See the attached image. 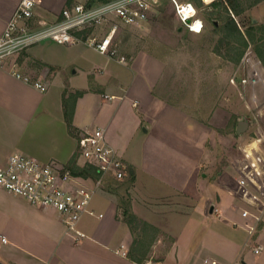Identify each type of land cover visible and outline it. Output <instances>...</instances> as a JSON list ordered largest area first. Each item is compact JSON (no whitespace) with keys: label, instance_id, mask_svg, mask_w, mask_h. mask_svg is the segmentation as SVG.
<instances>
[{"label":"crops","instance_id":"crops-1","mask_svg":"<svg viewBox=\"0 0 264 264\" xmlns=\"http://www.w3.org/2000/svg\"><path fill=\"white\" fill-rule=\"evenodd\" d=\"M18 2L0 0V35ZM92 3L42 0L30 27L56 22L65 6ZM145 22L117 24V30ZM85 48L47 43L0 63V165L11 153H21L69 173L74 158L77 166H91L98 173L93 163L79 156L77 141L100 129L106 144L133 173L129 194L138 232L133 238L112 192L95 191L89 205L95 215L81 218L77 230L86 237L78 239L65 232L53 211L33 207L0 189V237L6 239L0 241V264H200L205 259L247 264L244 250L249 243L252 252L254 247H259L258 254L264 251V215L249 242L245 231L233 226L241 223L242 209L264 202V108L257 118L250 100L240 97L249 111L247 128L236 134L239 120L229 125L233 136L243 138L240 160L221 166L223 139L231 143L222 136L226 125L220 116L226 111L196 104L198 100L184 95L172 101L171 94H157L163 91L161 58L134 53L127 57L130 75L121 78L108 73L106 64L90 65L93 57L85 54ZM254 56L258 74L264 77V65ZM11 71L30 82L40 80L45 90L15 78ZM80 72L85 75L82 81L77 80ZM76 91L82 94L75 97ZM75 177L88 188L98 180ZM241 179L257 199L240 193ZM159 231L167 234L166 242ZM120 245L126 247L124 257Z\"/></svg>","mask_w":264,"mask_h":264},{"label":"built area","instance_id":"built-area-1","mask_svg":"<svg viewBox=\"0 0 264 264\" xmlns=\"http://www.w3.org/2000/svg\"><path fill=\"white\" fill-rule=\"evenodd\" d=\"M168 1L180 28L194 34L202 32L203 21L191 1ZM153 2L154 0H107L92 4H72L60 11L59 20L56 22L31 28L33 11L42 4V0H19L11 19L0 35V63L48 39L65 46L84 44L99 55L115 60L119 64H125L127 58L118 52L114 41L117 24L129 26L146 21ZM257 64L258 62L253 59L252 51L248 50L241 63L239 77L236 78L234 72L230 82H237L241 88V96L247 97L245 84L251 79L250 87L254 94L247 98L252 104L254 116L258 118L261 108H264V98L259 101L255 90L259 89L264 93V77L258 74ZM11 74L40 91L45 90V85L40 80L30 82L28 77L20 73L11 71ZM251 75L255 78L252 79ZM77 146L79 156L85 162L93 163L100 174L96 188L104 177L111 176L114 180H122L127 176L125 164L116 151L106 144L100 129L80 136ZM238 186L243 196L257 199L243 179L238 181ZM0 189L21 198L33 207L53 211L63 224L65 232L78 239L86 237L84 233L77 230L81 218L86 214L95 215L89 209L95 189L88 188L65 169L43 164L21 153H11L6 162L0 165ZM263 215L264 202L258 208L242 209L241 223H233V226L244 230L249 242L257 234ZM0 241L5 243L6 239L0 237ZM119 252L121 256H126V247L120 245ZM259 252V247H254L253 253ZM144 264L161 263L147 261ZM200 264H217V261L205 259Z\"/></svg>","mask_w":264,"mask_h":264},{"label":"rangeland","instance_id":"rangeland-1","mask_svg":"<svg viewBox=\"0 0 264 264\" xmlns=\"http://www.w3.org/2000/svg\"><path fill=\"white\" fill-rule=\"evenodd\" d=\"M102 1L103 0H94L95 3ZM189 1L196 4L193 0ZM218 1L221 0H199L200 3L196 6L198 15L203 21L204 26L200 34H194L186 29L180 28L181 26H179L173 13V8L168 0H154L151 5L152 12L149 13L146 22L140 27L118 28L117 31L119 34L115 39V44L116 46L118 45V51L121 49L120 51L122 54L126 55V58L132 56L134 53L143 51L161 58L164 61L165 71L162 76L163 79L161 84L163 91L157 94L164 95L165 97L166 95L171 94L168 96L172 101L175 99L179 101V99L183 97L182 95H184L185 99L191 97L193 102L198 100L199 102L196 104L201 105L204 103L205 106L209 105L210 107L215 105L228 113H223L220 116L221 124L226 125L225 129L223 128V131L225 132L222 133V136L224 138L231 139V143L223 139L224 142L221 144L220 155L222 157V162L220 161V163L222 166L224 163H228V161L236 159L240 160L241 156L238 146L241 142H243V138L240 139L239 137L233 136V133L231 132L233 127H229V125H231V121H240L244 118L247 120L248 118L246 115H249V111L247 110L244 101L240 98L241 88L239 87V84L237 82L229 83L228 80L234 75V72L236 78L239 77L241 63L243 62L244 55L248 50L252 51L253 59L255 56L253 51L254 47L249 46L245 49L242 61L240 60V65L238 66V63L230 62L224 58V54L226 53L225 47H220V56L213 52L214 47L218 44V40L220 38V35L215 33L212 29V22L217 23V25L219 22L215 17L220 11ZM236 1L244 4L245 0ZM211 2L217 4L215 6H210ZM236 20L242 31H244L245 28L251 24L261 25L264 27V0L243 11L239 17H236ZM47 43L51 44L52 47H65V45H59L51 40L45 39L30 46L28 49L31 47L33 48L36 45H44ZM73 46H75L76 49H83L86 47L84 44L80 43ZM85 49V54L93 57H90L92 59L89 62L90 65L94 63L98 65L106 64L105 67L108 73L112 72L114 75L119 74L121 78L122 74L126 77L130 75L128 68L129 65H127V62L125 64H119L115 60L99 55L91 48L86 47ZM96 72L100 73V71ZM79 75L80 76H77V80L82 81L85 75L81 72ZM250 77L252 79L255 78L253 75ZM250 80H248L245 84L247 97H250L253 93L250 87ZM255 91L259 101H261L264 98V93H262L259 89H256ZM195 110L197 111L198 108L195 107ZM256 156L259 158L258 155ZM259 163H262V161H259ZM126 169L127 176L124 179L114 180L111 176H107V180L104 179L106 178L104 177L97 188L95 183L92 188L95 189V191L101 190L108 193L110 191L112 192V190H106L105 183L107 182L110 184V188L115 191L117 190L120 196L129 198L130 209H132L131 194H129L132 187L129 188L127 193L123 190V188L119 189V183L126 181L129 178L128 166H126ZM115 198L118 206V197ZM118 210L121 214V209L118 208ZM174 230L177 231V229ZM159 232L163 234L164 242H166L168 240V238H166L167 234L163 231ZM207 232L209 231H205V233ZM133 238H135L134 234ZM248 245V248L246 247L244 250L247 264L250 262H254V264H264V251L260 254H253L251 251L253 243H249Z\"/></svg>","mask_w":264,"mask_h":264},{"label":"trees","instance_id":"trees-1","mask_svg":"<svg viewBox=\"0 0 264 264\" xmlns=\"http://www.w3.org/2000/svg\"><path fill=\"white\" fill-rule=\"evenodd\" d=\"M104 1L107 0H103L102 2ZM193 1L196 3L194 5L197 8L196 5L200 3L199 0ZM221 1H218L220 11L215 16L216 20L219 21L218 25L217 23L212 22V29L215 33L220 35L218 44L214 47L213 52L220 56V47H225L226 53L224 54V58L230 62L239 63L245 49L249 46H253L254 54L257 56L258 60L264 65V27L261 25L251 24L247 28H245L244 31H242L241 27L239 26V23L236 20V17H239L243 11L253 7L262 0H245L244 4L236 0H223L224 2ZM216 4L217 3L211 2L210 6H215ZM75 34L79 35L78 33ZM81 94L82 92L76 91L74 93V96L78 97ZM68 166L69 171L72 175L90 177L92 180H97L99 178V174L93 167H79L75 164L74 158L71 159ZM128 176L129 178L126 181L119 183V189L123 188L126 193L133 184V173L129 168ZM105 188L108 191L112 190L113 194L118 197V208L122 211V220L129 226L132 234L136 235L138 230L133 227V221L135 217L131 213L129 198L120 196L117 190L115 191L111 189L110 184H108L107 182L105 183Z\"/></svg>","mask_w":264,"mask_h":264},{"label":"water","instance_id":"water-1","mask_svg":"<svg viewBox=\"0 0 264 264\" xmlns=\"http://www.w3.org/2000/svg\"><path fill=\"white\" fill-rule=\"evenodd\" d=\"M247 128V120L246 118L240 120L236 127V134H241Z\"/></svg>","mask_w":264,"mask_h":264}]
</instances>
